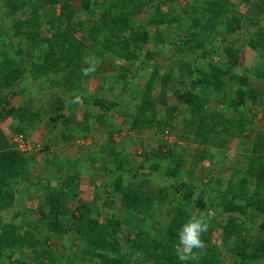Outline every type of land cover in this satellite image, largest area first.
Wrapping results in <instances>:
<instances>
[{"label":"trees","instance_id":"obj_1","mask_svg":"<svg viewBox=\"0 0 264 264\" xmlns=\"http://www.w3.org/2000/svg\"><path fill=\"white\" fill-rule=\"evenodd\" d=\"M141 14L143 26L136 19ZM144 44L154 47L143 52ZM165 46L175 57L161 75L160 64L153 61ZM97 54L99 61L91 62ZM261 62L264 0H191L182 6L178 0H0V264H181L175 252L177 232L198 210L209 224L202 236L207 247L188 264H226L210 241L215 232L234 238L230 252L237 264H262L264 127L254 130L242 170H234L217 197L207 202L193 198L195 185L183 182L182 159L176 158L182 154L163 149L166 141L144 153L154 157L150 170L164 165V184L156 189L150 181L146 190L138 174L129 176L137 179L133 183H125L120 174L110 181L105 175L113 166L74 185L80 178L78 158L70 166L56 149L70 135L86 140L94 124L111 126L112 117H105L113 108L122 121L109 134L120 132L123 124L134 133L155 125L161 135H178L177 119L180 140L193 144L187 172L192 176L210 149L221 153L231 141L245 139L255 112L264 119ZM89 67L94 71H86ZM137 74L145 81L136 88ZM249 76L260 79L261 86L255 88ZM116 83L126 97L117 99L125 101L126 110L111 99ZM169 94L175 101L169 103ZM15 96L26 100L15 107ZM77 96L82 103H73ZM132 98L139 100L132 103ZM14 137L42 149L24 152ZM106 143L97 159L105 163L113 158L121 169L120 141ZM115 195L133 220H120L110 210L106 200ZM27 196L47 203L38 200L35 207L13 210L6 219L3 213L16 203L22 206ZM168 204L156 222L152 214L157 205ZM127 219L132 228L125 231ZM57 242L62 243L60 251L53 250Z\"/></svg>","mask_w":264,"mask_h":264},{"label":"rangeland","instance_id":"obj_2","mask_svg":"<svg viewBox=\"0 0 264 264\" xmlns=\"http://www.w3.org/2000/svg\"><path fill=\"white\" fill-rule=\"evenodd\" d=\"M187 1H191V0H178L180 6L185 5V2ZM193 7L194 6H190L189 9H192ZM239 10L240 12H244L246 10V7H244V5L242 4L239 6ZM190 12H191L190 14L192 15L193 11L191 10ZM82 14L83 13H80L81 16ZM136 19H137L138 25L141 24L143 26L145 24L144 22L145 16L143 14L138 15ZM44 33L48 34L47 31H44ZM232 36L233 34L228 35V38H231ZM245 36H247V33L245 32V30H243V37ZM241 37L242 36L239 35V39H242ZM14 41L15 39L13 40V42ZM221 43L222 42H220L219 44ZM162 44H163V40L158 41V44L155 45V49L160 50L159 45H162ZM239 44H240L239 41H237L236 45L238 46ZM146 46L149 49L154 47L153 44H150V45L144 44L142 45L143 52L144 50H146ZM174 57L175 56L173 55V50L167 46L164 47L162 53L159 52V54L156 55L153 63L155 62L156 64L158 63L160 64L161 69H160L159 74L162 75V70H167L168 68H170L169 65L173 62ZM114 60L117 61L116 59ZM98 61H99L98 54L93 55L91 57V62H98ZM254 62H257V61H254ZM198 63H200V60H198ZM261 64L264 65L262 62ZM143 70L146 73L149 72L147 68ZM110 71L111 72L109 74L111 75L112 73H114V71H116V69H112ZM245 72L248 73L246 69H245ZM137 76H138V79H135V82H133L136 88L137 86L142 85L145 81V79H143L142 77L141 78L139 77V74H137ZM249 81H251L257 87L261 86L262 84V81L260 79L254 78V76H249ZM94 82H96V80ZM112 95L113 96H111V99L115 101L118 100V102H120V104L122 105L121 107L125 108L126 110L127 106L125 104V101H123L124 103H121L122 101L120 99H117L121 97L123 98V100H126V97L123 96V90L121 89L120 84L116 83V85L114 86V91L112 92ZM21 97L22 96H19L15 100H21L20 99ZM168 97H169V103H171L172 101H175L171 94H169ZM22 98L25 99V97H22ZM138 100H139L138 98L129 99V101L132 103L137 102ZM81 109L82 108H80V110ZM116 109L114 108L111 109L110 113L107 114V116L105 117V118L112 117V119H110L111 126L110 124L108 125L106 122L94 124L91 126L89 132L87 133L86 140L84 141L78 140V139H75L76 137H72L70 135L68 136L67 140L61 139L62 143H59V145L56 147L59 154L68 160V162L70 163L69 164L70 166H72L71 162H75L76 159L78 158V163H79L78 165L80 167L79 168L80 178L75 180L74 185H78L79 183H82V182L88 183L90 176L92 175L96 176L95 171L103 170L108 167L111 168L113 166L112 172L109 171L105 175L106 177L110 178V181H112L116 175L120 174L123 177L124 182L126 183L127 180L130 179L131 177L130 175L138 174L136 178L139 181L142 180V182L144 183L141 186L143 190L144 189L146 190V184H148V182L150 181H151L152 186L156 187L157 189V186L164 184L163 183L164 177H162L164 165H162V167H160V169L156 172L150 170L149 164L153 162L154 157H152V155L150 154H144V153L146 150L147 151L151 150L153 152L155 148H157L161 142L166 141L167 142L166 146L163 149H168V148L174 149L175 148L173 150L174 154H178V153L182 154V156L178 155L176 156V158L179 160L182 159L181 170H182L183 177H184L182 179L183 182H185L186 184L193 183L195 185V191L193 194V198L195 199L203 198V200L207 202L210 197H213V196L217 197L219 193L217 189L224 188L226 180H228L229 176L233 173L234 170H239V169L242 170V168L244 167L243 154L245 153L246 149L249 148L250 145H252V143L254 142V139H253L255 136L254 130L257 132H262V128L264 127V119L261 117L259 112H255L257 114L255 118V123L251 125L252 127H250L243 141L241 142H238L235 140L231 141L227 145V148L224 151H221V153L218 150L210 149L207 152L204 159L195 167V170L192 176H188L187 172L190 166L192 165L190 161V157L192 155L193 144L180 140L179 136L182 134V133L180 134L182 126L177 119H174L173 122H174L175 127L178 128L177 130L178 135H175V134L161 135L159 134L160 131L156 129L155 125L143 126L139 132L134 133V131L127 130L126 126H124L123 124L121 125L120 132L114 131L112 134H109L108 130L112 128L113 125L114 127H116V125L118 123H121L122 121L121 116L114 112ZM95 110L93 112H97V109ZM112 111L114 115L110 116V114H113L111 113ZM71 115L73 119L74 117H76L75 113ZM158 115L160 118L164 116V112H162V108L159 109ZM79 116L80 114L77 117ZM64 126L67 127L69 130H71L72 128L71 124H65ZM136 138H138L140 142H136L135 140ZM107 140H110L112 142H115L117 140L120 141V144L116 146L117 147L116 151H120L122 148L124 150L123 159L125 162L121 165V169L116 168V165L114 163L115 160H113V158H109L108 162L106 160L105 163H102L100 162V160L97 159V155H98L97 152L100 153L102 151L101 149L107 148V143H106ZM39 145L40 144L33 146L32 144H30L31 151L36 152V151L41 150L42 148ZM237 161H239L238 164H237ZM34 170L38 171V169H34ZM136 178L130 179L132 180V183L136 182L137 180ZM65 180L67 181V183H69L71 179L65 178ZM100 190L104 191L102 187L100 188ZM169 190L171 191V193L172 192L174 194L176 193L174 187H170ZM185 190H186V187L182 188L181 191H185ZM104 195L107 196L105 192H104ZM111 199L112 198L108 197V200H106L107 201L106 203L108 207L110 208V210L114 211L118 215V217H120V214L122 215L124 212L123 209L120 207V206L123 207V205L119 203V197L117 195L113 197V201ZM38 200H40L42 203H45V204L47 203L45 200L37 198L36 196L30 199L27 196V198L24 199L22 206L16 203L15 207L11 211L5 212L3 213V215L6 219L11 218L13 216V212L16 211V209L23 208V207L27 208L28 206L35 207ZM154 200L156 201V198ZM70 202H72V198ZM169 208H170L169 204L163 205V206L157 205L155 213L152 214V216H154L155 221L157 222V220H160L159 215H161V212L165 210H169ZM116 209L117 210L122 209V210L118 212ZM189 211L190 213H192L194 210L189 209ZM211 211L214 212V210H211ZM198 213L202 216L205 215V213L200 212L199 210H198ZM143 214L144 213H142L141 216H143ZM104 215H105V212H103V216ZM124 216L130 217V213L126 212ZM131 228H132L131 222L130 221L128 222V219H127V224L123 225V229L126 231L128 229L131 230ZM256 231L257 229L253 227V231L251 232L253 237L255 236ZM210 236H211L210 241L218 245V247H216L214 250H217V255L220 256L221 262H226V264H237L238 260L235 258L234 253L230 252V250L235 249L236 244L234 243L236 241L234 240V238H232L231 236H227V235L225 236L223 235V237H221L218 232H215L213 235L210 234L209 237ZM61 244L62 243L57 242L53 250L60 251L63 247ZM206 247L207 246L203 244V247L200 250H198L196 253L200 254L201 252H205ZM214 250L212 251L213 253H214ZM87 260L88 259L86 258L85 263L86 262L89 263V260L88 261ZM262 264H264V259H262Z\"/></svg>","mask_w":264,"mask_h":264},{"label":"clouds","instance_id":"obj_3","mask_svg":"<svg viewBox=\"0 0 264 264\" xmlns=\"http://www.w3.org/2000/svg\"><path fill=\"white\" fill-rule=\"evenodd\" d=\"M86 71H94V68L89 67ZM73 103L80 104L82 99L77 96ZM12 141L16 142L18 148L24 152L31 150L30 144L23 143L17 137H14ZM208 228L207 218L195 212L180 226L177 232L175 252L181 264H188L190 260L195 259L196 252L203 247L202 236L208 231Z\"/></svg>","mask_w":264,"mask_h":264},{"label":"crops","instance_id":"obj_4","mask_svg":"<svg viewBox=\"0 0 264 264\" xmlns=\"http://www.w3.org/2000/svg\"><path fill=\"white\" fill-rule=\"evenodd\" d=\"M250 82H251V81H250ZM251 83H252V82H251ZM252 84H253V83H252ZM253 85L255 86V88H257V86H256L255 84H253ZM259 87H260V86H259ZM18 97H19V96H15V97L12 98V103L14 104L15 107L21 105V104L26 100V98L24 99V98H22V97L20 98L21 100H15V99L18 98ZM107 199H108V198H107ZM105 206H106V205H105ZM122 209H123V211H124L123 214L125 215L126 210H125L124 208H122ZM122 209H119V210L116 209V210H117L118 212H120V210H122ZM101 213H102V211H101ZM123 214H122V215L120 214V217H121V218L118 217L117 214H116V215H117V217L121 220L122 218L125 217ZM129 218L131 219V217H129ZM131 220H133V219H131Z\"/></svg>","mask_w":264,"mask_h":264}]
</instances>
